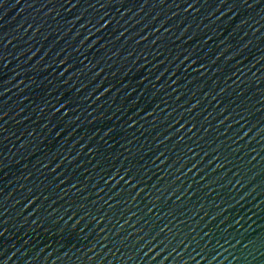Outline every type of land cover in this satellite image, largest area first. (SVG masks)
I'll list each match as a JSON object with an SVG mask.
<instances>
[{
	"label": "water",
	"instance_id": "obj_1",
	"mask_svg": "<svg viewBox=\"0 0 264 264\" xmlns=\"http://www.w3.org/2000/svg\"><path fill=\"white\" fill-rule=\"evenodd\" d=\"M0 264H264V0H0Z\"/></svg>",
	"mask_w": 264,
	"mask_h": 264
}]
</instances>
